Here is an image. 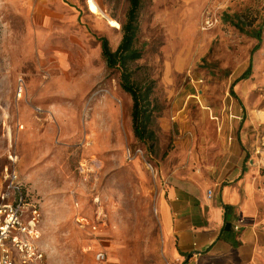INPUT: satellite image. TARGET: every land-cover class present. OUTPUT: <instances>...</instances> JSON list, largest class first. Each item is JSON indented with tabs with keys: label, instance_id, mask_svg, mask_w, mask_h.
<instances>
[{
	"label": "rangeland",
	"instance_id": "1",
	"mask_svg": "<svg viewBox=\"0 0 264 264\" xmlns=\"http://www.w3.org/2000/svg\"><path fill=\"white\" fill-rule=\"evenodd\" d=\"M128 7L0 0V191L12 156L41 210L37 264H99V250L117 264H172L155 187L174 170L219 168L230 145L264 220V0H141L131 68L154 84L152 149L133 134L131 97L98 40L116 48Z\"/></svg>",
	"mask_w": 264,
	"mask_h": 264
},
{
	"label": "crops",
	"instance_id": "2",
	"mask_svg": "<svg viewBox=\"0 0 264 264\" xmlns=\"http://www.w3.org/2000/svg\"><path fill=\"white\" fill-rule=\"evenodd\" d=\"M230 147L223 164L208 174L174 170L155 187L162 248L172 264H264L259 193L244 177V155Z\"/></svg>",
	"mask_w": 264,
	"mask_h": 264
},
{
	"label": "built area",
	"instance_id": "3",
	"mask_svg": "<svg viewBox=\"0 0 264 264\" xmlns=\"http://www.w3.org/2000/svg\"><path fill=\"white\" fill-rule=\"evenodd\" d=\"M206 24H212V19H206ZM24 81H18V95L23 92ZM134 156L127 151V159ZM10 165L4 167V187L0 191V264H37L45 258V253L39 245L41 239V210L37 200L21 183L14 169L16 159L9 157ZM147 166L153 171L150 163ZM213 190L206 191V197L212 198ZM79 223L84 225V217H79ZM86 221V220H85ZM242 219L233 224L234 230H239ZM95 262L99 264H117L111 260L107 252L99 250L94 254Z\"/></svg>",
	"mask_w": 264,
	"mask_h": 264
},
{
	"label": "trees",
	"instance_id": "4",
	"mask_svg": "<svg viewBox=\"0 0 264 264\" xmlns=\"http://www.w3.org/2000/svg\"><path fill=\"white\" fill-rule=\"evenodd\" d=\"M129 7L126 13V20L121 24L122 36L115 49H112L108 39L99 37L101 56L109 69H119V85L123 91L131 97V122L134 136L143 143H148L152 149L156 142V135L151 128L153 114L157 107L154 104L151 94L154 84L152 81L138 83L133 79L134 70L132 63L141 57V50L136 47L135 41L138 32V10L141 0H128ZM257 49L255 45L251 49V54ZM251 74V63L234 80L233 84L241 79L249 77ZM224 227H228L225 221Z\"/></svg>",
	"mask_w": 264,
	"mask_h": 264
}]
</instances>
